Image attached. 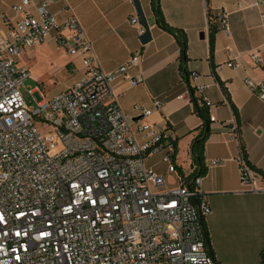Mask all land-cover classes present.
<instances>
[{
    "label": "built area",
    "instance_id": "built-area-1",
    "mask_svg": "<svg viewBox=\"0 0 264 264\" xmlns=\"http://www.w3.org/2000/svg\"><path fill=\"white\" fill-rule=\"evenodd\" d=\"M57 1L21 0L11 8L20 16L15 25L0 29V264H220L206 245L201 217L211 208L202 198V176L179 169L170 127L158 129L143 105L129 115L115 92L121 79L132 86L143 81L129 75L140 52L105 70L70 5L52 10ZM248 3L260 7L264 0ZM228 16L225 9L216 16L227 32ZM129 22L145 33L138 15ZM52 34L56 48L80 59L81 69L69 65L82 76L51 97L39 86L27 88L35 101L28 105L23 88L32 74L17 58ZM251 56L263 77L245 83L264 101V61ZM204 89L196 85L194 94L210 105ZM232 128L237 132L236 123ZM155 155L159 160L149 163ZM240 177L257 189L243 149Z\"/></svg>",
    "mask_w": 264,
    "mask_h": 264
},
{
    "label": "crops",
    "instance_id": "crops-1",
    "mask_svg": "<svg viewBox=\"0 0 264 264\" xmlns=\"http://www.w3.org/2000/svg\"><path fill=\"white\" fill-rule=\"evenodd\" d=\"M20 1H4L1 30L12 28L19 19L11 8ZM67 3L85 27L105 70L119 68L134 52H140L139 65L131 68L129 75L140 74L143 81L136 86L127 79L118 81L115 92L120 104L132 116L137 113L135 105H143L152 110L147 119L158 129L170 127L177 136L178 167L192 175L199 174L192 147L202 119L195 111L191 88L205 86L214 119L204 145L201 190L211 208L205 221L214 258L220 264H259L264 249V175L260 172L264 171V101L245 80L263 77L262 65L253 66L251 55L256 53L264 61V5L249 6L248 0H160L167 23L187 35L185 77L180 44L174 34L157 24L152 0H139L152 36L145 44L137 26L129 22L131 16L138 15L134 0H60L51 8L57 12ZM224 9L229 12L230 31L218 28L212 52L210 25ZM3 14L8 15V21L2 19ZM53 36L44 43L56 48ZM66 55L62 65L70 71L69 64L74 62L81 69L78 57ZM192 73L199 75L197 80ZM72 75L73 84L82 71ZM195 97L198 99L200 93ZM234 123L237 132L232 128ZM242 149L254 170L257 189L241 181ZM214 160L218 162L213 164Z\"/></svg>",
    "mask_w": 264,
    "mask_h": 264
},
{
    "label": "rangeland",
    "instance_id": "rangeland-1",
    "mask_svg": "<svg viewBox=\"0 0 264 264\" xmlns=\"http://www.w3.org/2000/svg\"><path fill=\"white\" fill-rule=\"evenodd\" d=\"M5 0H0V16L2 14L1 7ZM20 64L30 69L32 77L25 81L23 95L28 103H35L34 97L29 93L27 88L39 86L46 97L67 89L72 84L73 75L69 69L62 63L67 60L66 53L61 49H56L52 44L46 42L36 47L26 50L17 58ZM160 155L152 156L148 159L149 163L159 160ZM160 172L165 170L164 164L157 166Z\"/></svg>",
    "mask_w": 264,
    "mask_h": 264
},
{
    "label": "trees",
    "instance_id": "trees-1",
    "mask_svg": "<svg viewBox=\"0 0 264 264\" xmlns=\"http://www.w3.org/2000/svg\"><path fill=\"white\" fill-rule=\"evenodd\" d=\"M152 8L156 16L157 24L162 29L169 31L176 36L180 44V49H181L180 50V62H181L180 66L183 70L184 76L188 77V72L185 69V64L188 58L187 56L188 39H187L186 33L183 30L174 28L167 23L164 17L162 8H161L160 0H152ZM217 30H218L217 24L211 23L210 25V45H211L212 52L214 50L215 34ZM191 94H192V100L195 105V111L197 115L202 119V123L200 127L198 128V134L193 141V160L198 165L199 175H202L205 172L204 145L210 133V124L212 120H211L210 113H209V108H208L209 105H207L206 103H203V104L198 103V99L195 97V94H194V88H191ZM234 111H235L236 116H238V111L235 107H234ZM260 172H262L264 175V171L260 170ZM200 201H201V197H196L194 200L195 203H200ZM202 224L204 227V233L206 237V245L209 250L207 239H210V237H209V232L207 229V224L205 221V216L202 218ZM211 249L213 253L212 245H211ZM262 256H264V249L262 250Z\"/></svg>",
    "mask_w": 264,
    "mask_h": 264
},
{
    "label": "water",
    "instance_id": "water-1",
    "mask_svg": "<svg viewBox=\"0 0 264 264\" xmlns=\"http://www.w3.org/2000/svg\"><path fill=\"white\" fill-rule=\"evenodd\" d=\"M134 3L136 5V10H137V13H138V16L140 17L141 19V22L144 24L145 26V33H143L142 35H140V40L143 44L147 43L148 41L151 40V33H150V29H149V26H148V23L146 21V18L142 12V8H141V5L139 3V0H134ZM203 36V34H202ZM208 130V128H207ZM192 154H193V147H192ZM203 218V217H201ZM208 241V246H209V252L210 254L213 256V253H212V249H211V242H210V239H207Z\"/></svg>",
    "mask_w": 264,
    "mask_h": 264
}]
</instances>
